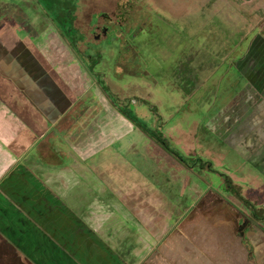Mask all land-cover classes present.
Returning <instances> with one entry per match:
<instances>
[{"label":"rangeland","instance_id":"rangeland-1","mask_svg":"<svg viewBox=\"0 0 264 264\" xmlns=\"http://www.w3.org/2000/svg\"><path fill=\"white\" fill-rule=\"evenodd\" d=\"M3 19L19 34L31 20L37 31L48 28L47 47H56L64 65L78 64L79 76L97 60L92 71L99 75H88L95 92L107 88L112 105L138 122L113 144L116 163L79 162L84 172L62 173L66 184L58 190L73 202L84 187L106 195L123 188L156 210L157 237L137 230L131 214L112 215L119 230L108 233L122 264L137 259L130 249L144 256L140 264H187L188 256L206 257L201 244L210 237V247L238 244L252 264H264L249 237L264 229L256 220L264 211V134L235 133L253 79L264 76V0H0ZM260 90L251 96L258 113Z\"/></svg>","mask_w":264,"mask_h":264},{"label":"crops","instance_id":"crops-1","mask_svg":"<svg viewBox=\"0 0 264 264\" xmlns=\"http://www.w3.org/2000/svg\"><path fill=\"white\" fill-rule=\"evenodd\" d=\"M31 21L24 28L25 34L13 30L7 19L0 21V57H5L0 60V264H122L115 253L118 243L110 236L119 230L113 225L112 215L118 211L131 214L139 225L136 229H147L151 234L156 230L152 213L156 210L142 203L134 191L123 188L106 195L97 194L92 186L84 187L77 194L83 195L82 200L73 202L58 190L66 184L62 173L84 172L79 162L116 163L111 148L133 125L104 94L95 92L87 68L83 77L79 76L78 64L58 61L56 47H47L44 35L48 28L37 31ZM33 51L39 55V62L31 61ZM69 51L73 61L74 53ZM252 86L253 95L251 92L243 100L248 106L241 111L243 122L236 123L235 133L244 136L257 131L264 134V109L258 113L251 106V96H259L261 87L264 89V76L262 81L253 79ZM87 95L99 103L100 111L93 119H83V126L75 131L79 104ZM260 100L263 103L258 105L264 107V99ZM238 117L234 115L233 121ZM84 178L85 174H78L80 182ZM112 195L118 199L117 204L109 201ZM125 226L123 223L121 227L126 230ZM256 233L249 237L258 249L256 257L264 260V229ZM213 240L210 237L201 244L206 257L197 260L188 256L184 259L187 264H252L238 244L210 247L215 244ZM130 252L137 257L132 264L144 259L142 254Z\"/></svg>","mask_w":264,"mask_h":264},{"label":"flooded vegetation","instance_id":"flooded-vegetation-1","mask_svg":"<svg viewBox=\"0 0 264 264\" xmlns=\"http://www.w3.org/2000/svg\"><path fill=\"white\" fill-rule=\"evenodd\" d=\"M96 65H98V61L97 60L93 63V68H92L93 70H95V66ZM93 74L99 75L98 71L97 72L93 71V73L90 74L92 78H93ZM131 74H133V73H131ZM102 81H103V79H102ZM98 85L100 87L99 83H98ZM100 89L102 90V92H103L102 94H104V96H105L106 92H109V90L107 88L100 87ZM108 102L118 113L120 112V111H118V109H121L120 107L118 108L117 106L112 105V103L109 100H108ZM80 110H81L80 116L76 119L75 126H74V130L75 131H78L79 128H81L83 126V122H82L83 119H93V116H95L100 111L99 103L97 101H95V100H89L88 99V100L85 101V105L81 106ZM120 115L123 118L125 117L124 119L127 120L128 122H130L133 125V122H131L125 115H123V113H121Z\"/></svg>","mask_w":264,"mask_h":264},{"label":"trees","instance_id":"trees-1","mask_svg":"<svg viewBox=\"0 0 264 264\" xmlns=\"http://www.w3.org/2000/svg\"><path fill=\"white\" fill-rule=\"evenodd\" d=\"M68 28V27H67ZM56 30H57V28H55ZM68 30H70V28H68ZM93 67V66H92ZM92 67L89 69L90 71H88V72H90V73H93V71H92ZM126 116V115H125ZM130 121H132L133 123L135 122V123H138V122H136L135 121V118H134V115L133 114H131V116H130V114L129 115H127L126 116ZM141 128H143L144 129V127H141ZM157 140L165 147V148H168V146H167V144H166V142L164 141V140H162V139H159V138H157ZM176 157H178L179 159H180V157L179 156H176ZM208 167H210V166H208ZM227 183H229V182H227ZM231 183V182H230ZM233 187V188H232ZM229 188L231 189L232 188V191H233V195L237 198H241V196L238 194V192H239V190H237V188H236V186H232V185H230L229 186ZM236 188V189H235ZM243 202H246L245 200H243ZM255 213L256 212H254V216H255ZM258 215L260 216V217H258V218H256V220L257 221H264V211H262V212H258Z\"/></svg>","mask_w":264,"mask_h":264}]
</instances>
